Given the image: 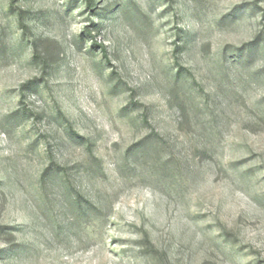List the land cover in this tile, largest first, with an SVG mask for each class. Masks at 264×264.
<instances>
[{
    "label": "rangeland",
    "instance_id": "1",
    "mask_svg": "<svg viewBox=\"0 0 264 264\" xmlns=\"http://www.w3.org/2000/svg\"><path fill=\"white\" fill-rule=\"evenodd\" d=\"M0 264H264V0H0Z\"/></svg>",
    "mask_w": 264,
    "mask_h": 264
}]
</instances>
